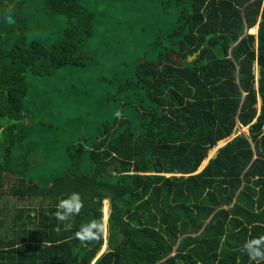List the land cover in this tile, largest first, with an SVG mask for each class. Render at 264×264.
<instances>
[{
  "label": "trees",
  "instance_id": "trees-1",
  "mask_svg": "<svg viewBox=\"0 0 264 264\" xmlns=\"http://www.w3.org/2000/svg\"><path fill=\"white\" fill-rule=\"evenodd\" d=\"M36 1L0 0V264H250L242 245L264 235V0H149L172 14L164 30L148 19L101 41L107 7ZM34 17L62 26L39 36ZM74 67L101 112L69 113L68 82L29 94L28 77ZM57 146L68 165L39 175ZM73 192L83 207L58 221ZM93 220L97 238L77 239Z\"/></svg>",
  "mask_w": 264,
  "mask_h": 264
},
{
  "label": "rangeland",
  "instance_id": "rangeland-1",
  "mask_svg": "<svg viewBox=\"0 0 264 264\" xmlns=\"http://www.w3.org/2000/svg\"><path fill=\"white\" fill-rule=\"evenodd\" d=\"M34 1L35 4L33 2H30V5H32L31 7L39 9L41 6V2L36 0ZM81 1L86 2L87 0H81ZM95 3L96 6H98V10H103L105 7H107L110 10L109 12L110 16L106 18L107 24L102 25L99 22V20L96 22L98 26L96 27L95 35H96V39L99 41H101L102 38L107 36V33L109 31L113 33L115 30L118 32H122L124 30L127 32H131L134 28L135 30H137V27L142 28L144 27L143 24L148 19H150V22L147 24L151 26L154 31H161L164 30V28H166V26L169 24V18L172 17V14L168 12V14L166 15L167 20L164 18L161 19L155 18L154 15H158L163 12V7L157 5H148L149 0H95ZM140 4H144L147 6L141 10ZM33 24L39 28V30L37 29V33L39 34V36H43L44 31H46L47 29L38 22L37 17L33 18ZM50 24L51 25L49 26L47 31L50 30L57 31L62 26L61 21L58 23L50 22ZM89 77L90 76L88 74L82 73L80 69H77L75 67L71 70H67L65 68L58 69L54 74H52L51 76H46L44 77V79L28 77L29 80L28 92L30 95L35 94L37 91L45 92L51 90L55 92V91H59V88L62 86L63 83L68 82V87L70 88V91L67 92L65 101L67 104L75 106V108L76 105H78L76 110L74 108L73 110L68 111L69 113L72 111L77 112V110L79 114L80 112H82L83 115H86V113L89 111L93 112L94 110L101 112L100 108L103 104V96L102 94L97 92L95 88L92 89L91 91L92 87L90 84L91 80L89 79ZM59 102H61V99L58 98V95L54 96V103H59ZM39 107L40 106H36V110H35L36 113H39L40 110ZM35 112L34 114L30 112L29 116L35 115ZM39 115H40L39 119L42 122L41 127L42 125L49 123L50 119L48 120V118H46L47 121H45L43 120L42 115L41 114ZM134 122L136 123V121ZM58 126L59 128L54 127V125L51 126V128L54 127L52 132H60L62 129L61 127L62 123H60V125ZM241 129L239 130L240 132ZM244 132L245 133L247 132L246 127ZM230 138L231 136L224 139V141L221 140L217 142V143L223 142L221 145L219 144L220 146H217V149L223 146L225 142L228 141ZM212 149H214V147ZM217 149H215V151L211 154V156L209 155L208 152L206 158H204L206 160L204 161L203 159L200 166L198 167V170H200L201 168H203V166H205L208 159L214 156ZM62 150H63L62 146H57L56 153H53V156L47 161L45 168L44 169L36 168L39 175L45 174V177L47 178L49 174H52L53 176L62 174L65 165L66 166L68 165V163H66V160L64 161V158L62 157ZM40 158L42 157L39 158L35 157V160L38 161ZM102 211H103L102 221H103V226L105 227L106 217L108 214L107 201H104V204L102 206Z\"/></svg>",
  "mask_w": 264,
  "mask_h": 264
},
{
  "label": "clouds",
  "instance_id": "clouds-1",
  "mask_svg": "<svg viewBox=\"0 0 264 264\" xmlns=\"http://www.w3.org/2000/svg\"><path fill=\"white\" fill-rule=\"evenodd\" d=\"M8 23H12L11 17L7 18ZM116 116L120 114L115 113ZM55 218L58 221H64L70 216L78 214L83 207L80 194L73 192L64 199H60L56 204ZM93 229L96 231L94 232ZM103 230L102 224L93 220L88 224L81 225L75 232V237L79 240L96 239L97 234ZM243 252L247 255L250 264H264V235L254 236L246 239L242 245Z\"/></svg>",
  "mask_w": 264,
  "mask_h": 264
},
{
  "label": "water",
  "instance_id": "water-1",
  "mask_svg": "<svg viewBox=\"0 0 264 264\" xmlns=\"http://www.w3.org/2000/svg\"><path fill=\"white\" fill-rule=\"evenodd\" d=\"M193 57H194V55L189 56V57H188V60H191Z\"/></svg>",
  "mask_w": 264,
  "mask_h": 264
},
{
  "label": "bare ground",
  "instance_id": "bare-ground-1",
  "mask_svg": "<svg viewBox=\"0 0 264 264\" xmlns=\"http://www.w3.org/2000/svg\"><path fill=\"white\" fill-rule=\"evenodd\" d=\"M165 84H166V83H165ZM177 86H178V85H177ZM183 95H184V94H183ZM143 101H144V100H143ZM146 118H147V117H146ZM189 119H190V118H189ZM196 124H197V123H196ZM223 141H224V140H223ZM222 143H223V142H222ZM222 143H221V144H222ZM217 144H218V143H217ZM221 144H220V145H221ZM220 145H218V146H220Z\"/></svg>",
  "mask_w": 264,
  "mask_h": 264
}]
</instances>
